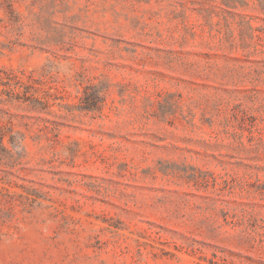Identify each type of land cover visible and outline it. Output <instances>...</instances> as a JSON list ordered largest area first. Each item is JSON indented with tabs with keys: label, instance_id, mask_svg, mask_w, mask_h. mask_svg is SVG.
Returning a JSON list of instances; mask_svg holds the SVG:
<instances>
[{
	"label": "rangeland",
	"instance_id": "1",
	"mask_svg": "<svg viewBox=\"0 0 264 264\" xmlns=\"http://www.w3.org/2000/svg\"><path fill=\"white\" fill-rule=\"evenodd\" d=\"M0 264H264V0H0Z\"/></svg>",
	"mask_w": 264,
	"mask_h": 264
}]
</instances>
